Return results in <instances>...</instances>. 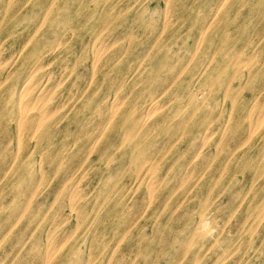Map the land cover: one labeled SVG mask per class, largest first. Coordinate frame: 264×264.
<instances>
[{
  "label": "rangeland",
  "instance_id": "rangeland-1",
  "mask_svg": "<svg viewBox=\"0 0 264 264\" xmlns=\"http://www.w3.org/2000/svg\"><path fill=\"white\" fill-rule=\"evenodd\" d=\"M0 59V264H264V0H0Z\"/></svg>",
  "mask_w": 264,
  "mask_h": 264
},
{
  "label": "bare ground",
  "instance_id": "bare-ground-1",
  "mask_svg": "<svg viewBox=\"0 0 264 264\" xmlns=\"http://www.w3.org/2000/svg\"><path fill=\"white\" fill-rule=\"evenodd\" d=\"M167 9H168V7H167ZM168 11V10H167ZM213 18V17H212ZM245 24V23H244ZM34 32V31H33ZM161 32H162V30H161ZM229 33V32H228ZM116 34V33H115ZM161 34V33H160ZM131 35V34H130ZM203 35V34H202ZM202 38V37H201ZM28 39V38H27ZM118 39H120V38H118ZM118 39L116 40V41H118ZM259 39V38H258ZM69 40V39H68ZM29 41V40H28ZM115 41V42H116ZM258 41H260V40H258ZM108 42V41H107ZM125 43V42H124ZM104 44H106V43H104ZM108 44V43H107ZM128 44V43H127ZM196 44V43H195ZM25 46V45H24ZM68 48V47H67ZM102 48V47H101ZM55 49V48H54ZM22 50V49H21ZM20 52V51H19ZM196 52V51H195ZM236 53V52H235ZM98 55V54H97ZM244 55H246V54H244ZM249 55V54H248ZM167 58H168V56H166ZM236 57H238L239 58V56H236ZM5 58V57H4ZM39 59V58H38ZM251 59V58H250ZM1 60V59H0ZM52 60V59H51ZM245 60V59H244ZM2 63V62H1ZM49 62H47V64H48ZM257 63V62H256ZM42 65H43V63H42ZM38 66V65H37ZM40 66V65H39ZM130 66V65H129ZM34 68V67H33ZM37 68V67H36ZM40 68V67H39ZM42 68V67H41ZM259 69V68H258ZM51 71V70H50ZM9 73V72H8ZM30 76V75H29ZM68 76V75H67ZM92 76V75H91ZM28 77V76H27ZM30 78V77H29ZM50 78V77H49ZM90 79H91V77H90ZM28 80V79H27ZM64 80V79H63ZM42 81V80H41ZM57 81V80H56ZM242 81V80H241ZM24 82V81H23ZM29 82V81H28ZM28 82L25 84V86L22 88V90H21V92H20V94H18L16 97L17 98H15V100H16V105H17V108L19 109V114H20V116L22 117V118H26V119H30L29 120V123L30 124H32L33 122H31V120H33V117H35V116H39L38 117V119L35 121V127L36 128H39V129H41L40 127H46V123H45V121L47 120L45 117L47 116V114L49 113V112H51V111H49L48 113H45L46 112V108H45V110H42L41 109V111H37V112H35L34 114H36V115H31L30 116V112L28 111V108H27V103L29 102V93L30 92H32V90L35 88V89H37V87L35 86V87H33L32 85H30V86H32V87H30L29 85H27L28 84ZM36 82V81H35ZM103 82V81H102ZM31 83V82H30ZM89 83V82H88ZM24 84V83H23ZM43 84H44V82H43ZM239 84V83H238ZM34 85V84H33ZM52 85V84H51ZM134 85V84H133ZM132 85V86H133ZM23 86V85H22ZM57 86H58V84H57ZM121 86V85H120ZM170 86V85H169ZM168 86V87H169ZM199 86V85H198ZM122 87V86H121ZM129 87V86H128ZM168 87H167V89H168ZM73 88V87H72ZM252 88V87H251ZM253 88H255V87H253ZM40 88L38 87V90H39ZM44 89V88H43ZM52 89V88H51ZM70 89V88H69ZM166 89V90H167ZM235 89V88H234ZM233 89V90H234ZM238 89V88H237ZM37 90V91H38ZM71 90V89H70ZM226 90V89H225ZM1 91V90H0ZM2 92V91H1ZM52 92V91H51ZM50 92V93H51ZM226 92V91H225ZM162 94V93H161ZM49 95V94H48ZM167 95V94H166ZM203 95V94H202ZM160 96V95H159ZM198 96H199V94H198ZM45 97V94H44V91L41 89V90H39L38 92H36V94L34 95V96H32L31 97V99L33 100H35V99H37V100H40V99H42V98H44ZM48 97V96H47ZM70 98V97H69ZM113 98V97H112ZM48 99V98H47ZM264 99V98H263ZM169 102V101H168ZM117 104V103H116ZM162 104V103H161ZM165 104V103H164ZM255 104H257V103H255ZM258 104H259V102H258ZM148 105H150V104H148ZM158 105V104H157ZM167 105V104H166ZM52 106H54V105H52ZM73 106V105H72ZM71 106V107H72ZM160 106V105H159ZM222 106V105H221ZM257 106V105H256ZM58 107V106H57ZM60 107H61V105H60ZM70 107V108H71ZM110 107V106H109ZM148 107V106H147ZM168 107V106H167ZM260 107H261V105H260ZM118 108V107H117ZM264 108V107H263ZM53 109V108H52ZM113 109V108H112ZM214 109V108H213ZM70 110V109H69ZM117 110V109H116ZM153 110H155L154 108H153ZM177 110V109H176ZM250 110V109H249ZM150 111H151V109H150ZM259 111V110H258ZM144 112V111H143ZM153 112V111H152ZM176 112V111H175ZM263 114H264V112H262ZM114 114V113H113ZM251 115V114H250ZM113 116V115H112ZM256 117V116H255ZM254 117V118H255ZM112 118V117H111ZM253 118V119H254ZM46 119V120H45ZM147 119H148V117H147ZM154 121V120H153ZM152 121V122H153ZM18 122V121H17ZM260 123V122H259ZM107 124V123H106ZM19 125L20 126H22L23 125V123H19ZM95 125V124H94ZM57 126V125H56ZM253 126H254V124H253ZM45 127H44V129H45ZM256 127V126H255ZM252 128V127H251ZM253 129V128H252ZM223 130V129H222ZM208 131V130H207ZM211 131H212V129H211ZM78 132V131H77ZM91 132V131H90ZM213 132V131H212ZM207 133V132H206ZM168 134V133H167ZM212 134V133H211ZM100 136V135H99ZM207 138V137H206ZM208 139V138H207ZM96 140V139H95ZM94 141V140H93ZM201 147V146H200ZM93 149V148H92ZM161 149V148H160ZM197 150H200V149H197ZM30 153V152H29ZM212 153V152H211ZM205 156V155H204ZM231 156V155H230ZM88 157V156H87ZM195 157V156H194ZM177 158V157H176ZM202 158V157H201ZM146 160H148V159H146ZM145 160V161H146ZM198 160V159H197ZM192 161V160H191ZM84 162V161H83ZM190 163V162H189ZM145 164V163H144ZM143 164V165H144ZM262 164V163H261ZM80 165H82V164H80ZM142 165V166H143ZM150 165H151V163H150ZM259 165V164H258ZM263 165V164H262ZM40 166V165H39ZM39 166H38V168H39ZM141 166V167H142ZM10 167V166H9ZM8 167V168H9ZM80 168V167H79ZM149 168V167H148ZM79 170V169H78ZM167 170V169H166ZM174 170V169H173ZM192 170H193V168H192ZM6 171V170H5ZM7 172V171H6ZM187 173V172H186ZM5 174V173H4ZM203 174V173H202ZM156 175V174H155ZM186 175V174H185ZM4 176V175H3ZM72 179V178H71ZM156 181V180H155ZM181 181V180H180ZM38 183V182H37ZM37 183H36V185H37ZM76 183H78V182H76ZM152 183H153V181H152ZM19 184V183H18ZM63 185H64V182H63ZM38 186H39V184H38ZM74 187H76V186H73V189H74ZM37 189V188H36ZM61 189V188H60ZM72 189V188H71ZM81 189H83V188H81ZM81 189H79V190H81ZM135 189V188H134ZM150 189V188H149ZM148 191V190H147ZM69 192H70V190H69ZM84 192V191H83ZM152 192V191H151ZM133 193V192H132ZM82 194H84V193H82ZM148 195V194H147ZM151 195V194H150ZM30 198H31V195H30ZM32 199V198H31ZM89 200V199H88ZM87 200V201H88ZM128 201V200H127ZM28 202V201H27ZM68 202V201H67ZM29 203V202H28ZM259 203V202H258ZM3 204V203H2ZM8 204V203H7ZM148 203H146V205H147ZM260 205V204H259ZM125 206V205H124ZM26 207V206H25ZM70 208H71V206H70ZM146 209V208H145ZM71 210V209H70ZM142 214V213H141ZM20 215V214H19ZM71 218V217H70ZM204 219H202V221H203ZM19 221V220H18ZM204 222V221H203ZM17 223V222H16ZM205 223H206V221H205ZM209 224V222L207 223V225ZM13 226V225H12ZM209 226H210V224H209ZM74 228V227H73ZM72 228V229H73ZM75 229V228H74ZM71 230V229H70ZM76 230V229H75ZM69 231V230H68ZM101 231V230H100ZM65 232V231H64ZM197 232V231H196ZM200 232V231H199ZM7 233V232H6ZM66 233V232H65ZM73 233V232H72ZM221 233V232H220ZM193 234V233H192ZM194 234H196V233H194ZM52 235V234H51ZM190 236V235H189ZM193 236V235H192ZM59 237V236H58ZM65 238H66V235L64 236ZM145 237V236H144ZM186 237V236H185ZM188 237V236H187ZM48 239H49V237H48ZM64 239V238H63ZM47 240V239H46ZM197 240V239H196ZM48 241V240H47ZM46 242V241H45ZM55 242V241H54ZM63 242V241H62ZM55 245V244H54ZM61 245V244H60ZM46 246V245H45ZM48 246V245H47ZM59 246V245H58ZM58 246H56V248L58 247ZM201 246V245H200ZM202 246H203V244H202ZM211 246V245H210ZM62 247V246H61ZM238 247H239V245H238ZM51 248V247H50ZM50 248H49V250H50ZM59 248V247H58ZM53 250V249H52ZM52 250H51V252H52ZM57 250V249H56ZM46 253V252H45ZM80 253V252H79ZM51 254L49 253V251H48V254L46 255L45 254V256H46V261H49L50 259H51V256H50ZM218 257V256H217ZM143 258V257H142ZM1 259V258H0ZM115 262V261H114ZM68 263V262H67ZM69 263H70V261H69ZM151 263V262H150ZM235 263V262H234ZM46 264V263H45ZM106 264V263H105Z\"/></svg>",
  "mask_w": 264,
  "mask_h": 264
}]
</instances>
